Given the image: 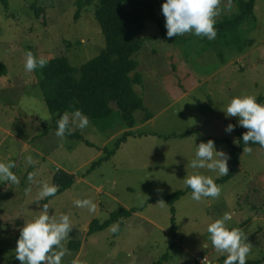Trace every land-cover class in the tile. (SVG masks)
<instances>
[{
  "label": "rangeland",
  "instance_id": "1",
  "mask_svg": "<svg viewBox=\"0 0 264 264\" xmlns=\"http://www.w3.org/2000/svg\"><path fill=\"white\" fill-rule=\"evenodd\" d=\"M8 2L6 8L0 1V161H15L13 171L20 183L0 181V264H20L14 255L17 237L25 222L39 215L42 204H48L49 214L55 212L57 218L61 213L71 215L67 247L70 241L82 242L78 254L70 250L65 264L72 259L79 264H223L206 229L224 212L233 213L228 226L247 236L252 248L247 261L264 264V148L239 154L234 177L218 184V198L196 202L188 192L173 206L165 200L185 191L183 179L195 171L215 178L206 169L188 167L195 145L216 139V150L227 153L230 164L231 149L223 140L238 147L237 132L244 129L237 118H226L222 111L231 97L264 98V0H256L254 15L238 30L234 46L220 45L218 35L209 41L190 33L175 42L146 41L135 58L142 83L134 88L144 101V110L135 113L138 125L130 129L115 123L105 132L91 122L85 129L73 125L72 132L82 134L91 145L55 136L50 129L53 115L35 71L26 72L24 61L27 51L46 61L65 56L78 68L96 58L106 41L95 13L86 10L76 20L77 0ZM228 3L221 0L216 24L241 13L238 0H232L231 9ZM157 13L164 17L161 7ZM159 32L156 22L148 20L140 37ZM147 115L153 118L144 123ZM228 124L236 125L231 133L225 132ZM130 131L136 135L90 172ZM189 132L196 133L174 136ZM29 157L35 166L28 163ZM58 170L74 175V184L39 200L40 183H54ZM29 172L36 173L31 185ZM85 198L96 203L95 213L74 207V200ZM121 209L138 211L117 222L115 234L108 227L89 235L94 220L104 223Z\"/></svg>",
  "mask_w": 264,
  "mask_h": 264
},
{
  "label": "trees",
  "instance_id": "2",
  "mask_svg": "<svg viewBox=\"0 0 264 264\" xmlns=\"http://www.w3.org/2000/svg\"><path fill=\"white\" fill-rule=\"evenodd\" d=\"M0 1L6 8L9 7L8 0ZM164 2L165 0H77L75 19L78 20L84 11L92 10L105 36L106 46L96 58L79 68L74 67L70 60L64 56L48 60L43 69L35 70L37 85L42 92L48 110L53 115V124L50 129L56 131V122L60 114L66 111L71 113L75 109H80L90 118L92 124L104 132L113 130L115 123H118V126L126 125L130 129L138 125L135 113L144 110V101L134 88L135 85L142 83V77L137 72L139 63L135 58L148 40L175 42L176 39L175 36L171 38L167 36L164 26L165 17H159L157 13V9ZM238 3L241 13L216 24L218 35L216 42H219L220 45L234 46L232 42L238 41V30L254 15L256 0H238ZM148 20L155 21L160 32L144 39L140 37V33ZM249 43L250 46L253 45V41ZM257 100L264 104V98H257ZM152 118L153 116L147 115L143 122H148ZM48 130L47 127L45 132L47 133ZM246 131L247 129H241L237 132L238 147L228 140H223L229 143L232 159L228 165L229 174L217 180V184L226 183L234 177L235 168L240 164L239 154L244 149L260 147L251 142L248 145L243 143L242 135ZM194 133L196 132L174 136L184 138ZM135 135L132 131L125 133L116 142V149L109 151L106 157L95 162L89 171L95 170L104 161L109 160L129 137ZM66 137L83 140L87 145H91L79 132H72ZM208 140L216 141L213 138ZM53 182L59 186V191L56 194L59 195L74 184L75 176L58 170L53 177ZM188 192H191V189L179 191L165 200L173 206ZM137 211L136 209H121L114 212L104 223L94 220L90 224L88 233L92 235L101 232ZM172 211L174 212V209ZM176 232L175 226L173 234L176 235ZM81 245V241H70L68 247L78 254ZM259 263L261 261H247V264Z\"/></svg>",
  "mask_w": 264,
  "mask_h": 264
},
{
  "label": "clouds",
  "instance_id": "3",
  "mask_svg": "<svg viewBox=\"0 0 264 264\" xmlns=\"http://www.w3.org/2000/svg\"><path fill=\"white\" fill-rule=\"evenodd\" d=\"M221 0H165L161 5L162 15L165 17L166 34L169 38L192 34L196 37L215 40L217 37L216 17L220 15ZM232 0H229L228 8L231 9ZM47 61L36 57L31 51L25 53L24 70L34 72L37 68L43 69ZM226 118H237L238 126L247 129L242 135L245 145L250 142L264 148V104L259 103L255 95L233 96L222 110ZM55 136L60 140L71 135L74 125L85 129L90 124V118L80 109L71 113L60 114L56 122ZM236 125L228 124L225 132L231 133ZM244 151L251 153L252 148ZM230 157L224 151H217L213 140L195 145L194 157L188 161V167L193 170L206 169L215 173L211 175L195 171L186 175L183 179L185 187L191 189V200L200 202L207 198L216 199L221 194V186L216 183V178L229 174L228 161ZM28 163L35 166L37 163L31 157ZM15 161H0V181H8L19 184L20 180L13 169ZM36 173L29 172L27 181L29 185L35 181ZM30 191V187L26 189ZM59 186L55 183L41 182L38 199L44 200L55 197ZM163 204V201H161ZM76 208L87 209L89 213H95L97 205L89 198L76 199L73 201ZM232 212H224L223 215L207 224V233L211 245L215 251L223 257V264H247L252 251L251 245L246 243L247 236L237 227H229L232 220ZM82 231L87 230L83 225ZM73 229L71 215L61 213L57 218L55 212L49 214L48 204H42L39 215L31 222H25L20 229L19 238L14 250L15 259L20 264H65V257L71 255L66 242L70 239L69 233ZM110 231L115 234L119 231V224L110 226ZM71 264H79L77 259H72Z\"/></svg>",
  "mask_w": 264,
  "mask_h": 264
},
{
  "label": "built area",
  "instance_id": "4",
  "mask_svg": "<svg viewBox=\"0 0 264 264\" xmlns=\"http://www.w3.org/2000/svg\"><path fill=\"white\" fill-rule=\"evenodd\" d=\"M203 262H207V259H203Z\"/></svg>",
  "mask_w": 264,
  "mask_h": 264
},
{
  "label": "crops",
  "instance_id": "5",
  "mask_svg": "<svg viewBox=\"0 0 264 264\" xmlns=\"http://www.w3.org/2000/svg\"><path fill=\"white\" fill-rule=\"evenodd\" d=\"M149 121H151V120H149ZM149 121H148V122H149Z\"/></svg>",
  "mask_w": 264,
  "mask_h": 264
}]
</instances>
